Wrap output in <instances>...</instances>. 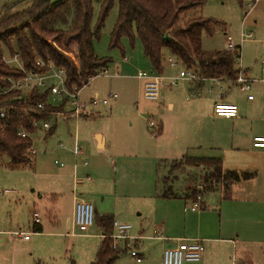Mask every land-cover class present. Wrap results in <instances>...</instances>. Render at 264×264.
<instances>
[{
    "label": "rangeland",
    "instance_id": "obj_1",
    "mask_svg": "<svg viewBox=\"0 0 264 264\" xmlns=\"http://www.w3.org/2000/svg\"><path fill=\"white\" fill-rule=\"evenodd\" d=\"M34 1L0 0V19L27 9ZM94 7L96 22L100 3L94 1ZM246 9L238 0H204L201 6L182 12L177 25H184L195 17H212L224 22L217 25L214 33L203 34V49H226V36L230 34L241 47V65H264V2H260L248 15H245ZM118 10V0H115L100 39L94 42L96 54L112 61L80 92L82 102H88L96 93L101 100L109 98L111 92L118 98L111 99L108 105H100L93 114L80 117L71 112L72 106L68 104L66 113L53 121L55 131L52 135L46 136L48 132L42 128L31 135L32 148L36 153L29 154L30 163L12 165L7 155L0 159V229L36 231L34 213L38 212L46 229L60 226L62 232L69 234L46 237V241L35 239L32 255L30 247L21 238L23 236L16 235L17 241L7 242L6 259L0 264H69L71 260L80 264L89 249L97 251L100 239L72 236L73 232L80 231L75 226L73 228L69 215L60 209L66 195L73 190L91 200L96 208L95 224L88 232L98 231L99 215H103L98 211L102 210L119 222L131 224V234L145 239L141 245L145 257L141 262L123 252L117 264H162L164 249L173 246V239L185 235V230L195 227L185 223V215H190L185 209L193 205L186 196L199 191L200 185L203 188L206 171L203 167L190 171L184 166L171 171L176 161L170 163L169 160L179 159L184 154L215 156V152L200 145L208 142L206 135L211 133L214 136L218 131L219 125L207 113L211 110L214 95L221 86L227 91L228 85L207 80L199 97L195 92H189L191 81L178 79L173 80L172 85L162 86L157 99L145 98L144 82L137 75L139 71L153 72V68L136 31L134 43L129 37H123V50L111 48V33ZM243 33H252L253 37L242 43ZM50 40L53 42V38ZM77 52L75 45L66 49L67 56L79 65ZM163 53L164 71L154 73L172 80L186 66L182 62L170 65L169 57L175 59V56L167 49ZM5 55L11 58L8 52ZM230 91L237 98L245 93L237 84L232 85ZM49 101L53 102V98ZM193 101L200 106L202 113H194L189 108ZM170 103L174 104L173 108L169 107ZM56 104H62V100L56 98ZM151 119L157 125L163 123L161 133L150 126ZM97 131L107 137L106 148L98 146L94 137ZM76 143L81 151L77 158L74 154ZM224 156L229 165L237 155L232 152ZM166 189L168 193L176 192L179 196L164 197ZM219 197V193L212 192L204 195L202 200H206L208 205L218 206L221 202ZM155 236L170 239L155 240ZM2 238L0 235V240ZM51 242L57 243H53L55 252L48 248ZM226 246L223 250L228 264H251L249 258L245 257L243 261L240 244L239 247L232 243ZM0 248H3L1 244ZM27 251L30 258L26 260L24 255ZM19 253L23 255L21 260Z\"/></svg>",
    "mask_w": 264,
    "mask_h": 264
},
{
    "label": "trees",
    "instance_id": "obj_2",
    "mask_svg": "<svg viewBox=\"0 0 264 264\" xmlns=\"http://www.w3.org/2000/svg\"><path fill=\"white\" fill-rule=\"evenodd\" d=\"M94 1L100 3L96 22ZM203 3L204 0H118V17L111 33V48L123 50L122 38L129 37L134 43L137 35L153 72L163 73V52L167 49L187 68L196 67L201 80L213 78L234 82L239 73L235 55L227 49L207 51L202 47L203 34L214 33L217 25L224 22L212 17H195L184 25H177L182 12ZM114 4L115 0H35L27 9L0 19V110L4 109L7 113L0 118V159L7 155L12 165L30 163L28 149L33 144L32 140L20 136L19 131L24 128L29 134H34L38 129L34 125L35 117L50 121L53 114L63 112L66 106V101L59 106L47 104L45 110L33 112L37 104L48 101V91L37 89L27 93L12 89L7 79L19 78L23 71L3 61L5 52L11 56L18 53L28 71L46 72L47 68L38 65V61H51L56 67L66 70L69 90L82 89L112 61L96 54L94 42L100 39ZM71 45L77 47L79 65L66 54ZM175 161L171 171L181 166L205 169L203 188L193 193L195 200L198 194L204 196L221 183L227 185L255 175L252 172L225 170L222 159L216 157L184 154ZM167 190L163 193L166 198L172 196ZM113 222L110 215L99 217L98 225L106 237L91 264H116L122 255L123 250L113 248V239L108 237L112 234ZM70 264L77 263L72 260Z\"/></svg>",
    "mask_w": 264,
    "mask_h": 264
},
{
    "label": "crops",
    "instance_id": "obj_3",
    "mask_svg": "<svg viewBox=\"0 0 264 264\" xmlns=\"http://www.w3.org/2000/svg\"><path fill=\"white\" fill-rule=\"evenodd\" d=\"M242 67L246 70L248 76L254 80L252 87L254 99H248V93H243V97L237 98V96H234L230 91L232 85H235L233 82L226 80L216 81L218 84L226 83L228 85L227 91L221 86V90L214 95L212 101L213 104L211 103V110L207 113L209 118L219 125L216 128L218 131L214 136L211 133L206 135L205 137L208 142L201 144L200 146H205L213 151V153L215 152V156L202 157L221 158L225 170L252 172L255 173V175L249 179H241L227 185L221 183V186H219V184L215 189L206 192L205 195L212 192L220 194L219 199H221V202L218 206L208 205L206 200H202L201 208L199 210H192L193 205L190 208L185 207V210H189L190 213L189 216L185 215V223H188L189 226L195 225V227L189 231L185 230V235L173 239L175 241L173 246L177 245L182 239H202L205 245V252L201 261L186 262L185 264H228L223 250V247H227V243H232L234 247H239L240 244L243 261L246 257L251 260V264H264V148H256L253 145V138L255 136L264 135V65L263 63L262 65L244 64ZM207 80L210 79L201 80V84L198 86L197 82L200 80L190 82L189 92H191V94L195 92L196 94L205 86ZM219 100L237 104L239 107V116L236 118L215 116L213 113V105ZM169 107L173 108L174 104L170 103ZM189 108H191L194 113H202L200 106L195 104L194 101ZM64 111L66 112V107ZM58 116H61V114H53V118L50 120L51 124L53 121H57ZM156 129L160 130L159 133H161L163 131V123H159ZM52 130L53 132L55 131L53 124ZM52 134L53 133L49 134L48 132L46 136ZM94 137L97 139L99 147H107L108 141L104 133L97 131L94 133ZM232 152H235V155L237 156L233 160V163L228 165L224 155ZM174 160L176 159H171L169 161L171 163ZM187 169L195 171L197 167H187ZM74 171L76 172L77 170ZM76 182L78 183L79 180H76ZM163 185L165 187L164 179ZM193 193L192 195L186 196V199L190 198L194 204L195 198ZM172 196L176 198L179 195L174 192L172 193ZM76 198L92 202L89 199L79 196L74 190L66 195V198L63 201V206H61L60 209L62 208L63 214L67 213L69 215L68 218L71 219L73 228L75 204L77 201ZM98 212H102L103 215H109L105 214L102 210H99ZM103 215H99V217ZM55 216H57V214ZM112 217L113 220H115L114 216ZM186 217L188 218L186 219ZM35 228H37L36 231H26L24 229H0V235L3 236L0 240V244L3 247L2 249L0 248V261L6 259L7 250L5 248L8 244L7 242L17 241L16 235H18V237L22 236L17 234V232L35 233L34 235H31L29 239L21 237L25 240L26 245L30 247V255L33 254L34 245H36L34 244L35 239L46 241V237H60L64 234H69L62 232L60 226L53 229H46L42 222L35 225ZM113 233H115L114 227H112V234ZM72 236L100 239L99 243H97L98 251V248L106 235H104L103 229L98 225V231L96 232H87L85 234L73 232ZM156 237L157 236H155V240L167 241V239H170L165 236ZM143 240L145 239L142 238L138 241L137 247L144 259V251L141 249ZM53 243L57 245L56 242H51L48 244V248L55 252ZM89 250L90 252H88L85 255V259L82 260L83 263L80 264H91V262L95 260L97 251H93V249ZM22 252L24 251L22 250ZM30 255L29 251H27L24 258L27 260L28 257L30 258ZM22 256L23 255L19 253V260L22 259Z\"/></svg>",
    "mask_w": 264,
    "mask_h": 264
},
{
    "label": "built area",
    "instance_id": "obj_4",
    "mask_svg": "<svg viewBox=\"0 0 264 264\" xmlns=\"http://www.w3.org/2000/svg\"><path fill=\"white\" fill-rule=\"evenodd\" d=\"M237 1V0H231ZM242 6H246V14L253 11L260 2L264 0H238ZM253 34H242L241 42L245 43L248 39L252 38ZM226 49L235 55L236 66L239 68V73L237 78L234 80V84L239 85L241 91L248 93V99H254V95L251 93L253 79L247 75V73L242 68L241 59V47L237 45L234 38L227 34L226 36ZM3 61L10 65L11 67L19 68L23 71V75L19 78H9L11 82L12 89L22 90L24 92H31L32 90H42L48 91L49 99L46 103L37 104V108L33 109V112L38 113L46 109L47 104L53 106H59L56 104V98L62 100V103L66 101V106L71 104V112L80 117L82 115H90L93 111L100 105H108L111 99H117L118 95L111 92L109 98L99 99V95L95 94L88 102H82L80 98L81 89L75 88L74 90H69L66 86V70L64 68L56 67L51 61L47 63L43 61H38V65L45 66L47 68L46 72L28 71L23 67L20 61L19 54L11 56L9 59L6 55L3 56ZM170 65L176 66L178 62H181L177 57H169L168 59ZM105 71V70H104ZM104 73L107 74L105 71ZM137 77L144 82V96L149 100H155L159 96V91L165 84L172 85L173 80L186 79L191 82L201 80L198 69L187 68L181 70L177 77L169 80L167 77L155 74L154 72H144L139 71ZM206 80V79H205ZM213 81H218V79H210ZM212 88L209 89L211 91ZM196 96H201V92L198 91ZM53 98V102H50V98ZM61 105V104H60ZM65 106V107H66ZM66 112H60L57 114H65ZM213 113L215 116L224 118H236L239 116V107L235 103L216 101L213 106ZM6 110H0V118L6 116ZM34 125L39 129L42 128L44 131L49 132L52 128L50 121H41L37 117L34 118ZM150 126L154 129L158 127L156 122L151 119ZM19 135L22 137H30L33 134H29L24 128L19 131ZM32 140V138H31ZM33 143V141H32ZM253 145L256 148H264V135H257L253 138ZM29 147L28 152L30 154H35V149ZM75 156H79L81 151L75 144L74 149ZM198 189H202L201 185ZM203 195L198 194L196 200L194 201L192 210H197L202 204ZM75 213H74V226L80 231V234H85L89 231L91 226L95 224V206L90 201H85L76 198ZM41 222L40 215L38 212L34 213V224L37 225ZM113 227L115 233L109 234L108 237L113 239V248L121 249L123 252H128L131 257L135 258L137 262L142 261V255L137 247L138 241L142 239L141 236H134L131 234L132 226L129 223L119 222L114 220ZM17 234L22 235L25 239L31 237V233L17 232ZM106 237V236H105ZM205 252V245L202 239H182L175 246L165 248L163 252L162 264H185L186 262H199L202 260L203 254Z\"/></svg>",
    "mask_w": 264,
    "mask_h": 264
}]
</instances>
